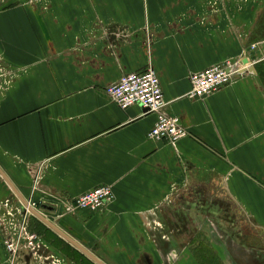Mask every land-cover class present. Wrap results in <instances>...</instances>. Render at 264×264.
Here are the masks:
<instances>
[{
  "label": "crops",
  "instance_id": "1",
  "mask_svg": "<svg viewBox=\"0 0 264 264\" xmlns=\"http://www.w3.org/2000/svg\"><path fill=\"white\" fill-rule=\"evenodd\" d=\"M226 61L247 70L189 99ZM148 69L174 145L105 92ZM103 186L105 207L67 210ZM28 203L41 261L11 260L0 223V264H264V0H0V217Z\"/></svg>",
  "mask_w": 264,
  "mask_h": 264
},
{
  "label": "built area",
  "instance_id": "2",
  "mask_svg": "<svg viewBox=\"0 0 264 264\" xmlns=\"http://www.w3.org/2000/svg\"><path fill=\"white\" fill-rule=\"evenodd\" d=\"M246 70V66L226 61L221 65H215L192 74L189 78L188 97L194 100L215 94L225 88L234 76L242 74ZM105 92L121 110L139 106L145 111L144 114L155 116L154 125L147 136L150 140L174 145L188 136V132L182 127L179 118L165 113L166 103L160 82L152 69L125 75L118 83L106 88ZM37 181L38 178L35 179V184ZM113 198L114 194L110 187H97L66 203V208L70 213L83 211L95 213L112 202ZM35 207V203H28L27 207L19 213L17 224L0 217V223L4 226L6 224L7 233L4 245L11 260L21 251H30L35 258H42L40 253L42 245L39 237L30 232L28 227V216L32 215V210ZM8 215L13 216L10 211ZM50 257L53 263H59L57 258Z\"/></svg>",
  "mask_w": 264,
  "mask_h": 264
},
{
  "label": "water",
  "instance_id": "3",
  "mask_svg": "<svg viewBox=\"0 0 264 264\" xmlns=\"http://www.w3.org/2000/svg\"><path fill=\"white\" fill-rule=\"evenodd\" d=\"M145 112V111H144ZM33 215L37 216V218H39V220H41L43 223H45L46 225H48V223L45 222V220H43L38 214L34 213ZM57 232V231H56ZM61 236L67 241L69 242L71 245H73L74 247L78 248L79 250H81L82 252H84L85 254H87L88 256H90L87 252H85L83 249H81L79 246H77L75 243H73L71 240H69L68 238L64 237L62 234ZM91 257V256H90Z\"/></svg>",
  "mask_w": 264,
  "mask_h": 264
},
{
  "label": "rangeland",
  "instance_id": "4",
  "mask_svg": "<svg viewBox=\"0 0 264 264\" xmlns=\"http://www.w3.org/2000/svg\"><path fill=\"white\" fill-rule=\"evenodd\" d=\"M40 260V259H39ZM41 261V260H40Z\"/></svg>",
  "mask_w": 264,
  "mask_h": 264
}]
</instances>
